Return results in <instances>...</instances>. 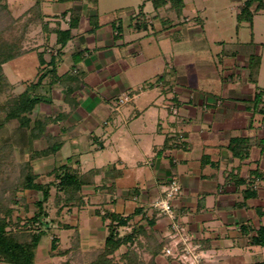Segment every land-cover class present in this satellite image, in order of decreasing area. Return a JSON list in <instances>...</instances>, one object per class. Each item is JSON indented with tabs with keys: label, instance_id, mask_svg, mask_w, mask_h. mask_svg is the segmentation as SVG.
<instances>
[{
	"label": "crops",
	"instance_id": "obj_1",
	"mask_svg": "<svg viewBox=\"0 0 264 264\" xmlns=\"http://www.w3.org/2000/svg\"><path fill=\"white\" fill-rule=\"evenodd\" d=\"M102 2H108L102 16L88 12ZM62 3L54 15L65 22L48 17L49 26L68 28L71 14L64 11L73 6L80 19L72 37L61 46L56 32L43 27L46 38L43 31L40 46L28 51L44 59L32 80L44 73L32 115L43 125L34 134V120L29 127L17 119L4 124L6 140L31 161L37 182L52 184L45 204L51 228L36 263L68 257L51 255L56 236L62 249L78 243L72 261L81 264L79 258L104 247L111 212L125 220L117 227L126 237L113 254L118 262L130 249L146 264L263 261L264 246L250 236L264 224V104L255 100L264 89V40L254 29L264 9L251 24L223 33L206 31L197 15L198 27H188L194 20L188 12L198 7L187 0L180 13L171 0ZM243 3L233 5L237 14ZM243 23L252 30L248 38L240 35ZM124 95L129 100L120 102ZM49 147L56 150L41 153ZM65 164L93 175L80 189L82 203L58 212L54 184ZM173 178L180 185L171 198L176 219L154 205ZM21 194L33 215L42 190Z\"/></svg>",
	"mask_w": 264,
	"mask_h": 264
},
{
	"label": "trees",
	"instance_id": "obj_2",
	"mask_svg": "<svg viewBox=\"0 0 264 264\" xmlns=\"http://www.w3.org/2000/svg\"><path fill=\"white\" fill-rule=\"evenodd\" d=\"M58 1L68 3L75 0ZM171 1L174 9L176 8L180 13L184 5L183 0ZM42 2L43 0H35L21 15L16 17L9 1L0 0V128L11 119H17L21 125L28 127L34 120L31 130L37 134L43 125L39 118L34 119L32 115L40 100L35 91L42 81L44 73L40 72L36 81H30L23 90L15 92L16 86L10 81L4 70V63L35 48L25 46L30 24L38 22L47 31H55L57 42L61 46H64L72 37V28L78 25L79 11L71 6L64 11L65 15L68 12L71 14L70 26L66 29L58 26L50 27V20L47 18L52 15L43 11ZM261 9H264V0H244L237 14L238 22L247 21L251 24L254 14ZM144 25L146 26V24ZM40 63H44L41 55ZM254 64V68L257 70L259 58L254 60ZM263 95L264 89L256 93V103L263 102L264 104ZM261 108L264 111V105ZM52 149L56 150V148L49 147L47 151L44 150L41 153H48ZM91 175L93 173L80 174L77 169L67 164L57 169V181L54 184L57 187V193L53 201L59 207L58 212L64 205H80L82 203L79 192L82 186L91 180ZM36 179L37 174L34 172L31 161L28 159L16 161L14 147L7 142L0 141V264H37L36 249L41 238L51 228L47 220L49 212L46 210L45 204L51 196L52 184L44 185L38 183ZM28 188L40 189L43 195L35 202L36 210L33 215L22 216L17 211L21 207L29 211L30 205L21 192ZM109 216L111 222L104 247L88 252L84 259L79 258L77 261H81V264H146L138 261L134 249H130L123 255L122 262L115 261L114 252L126 241V237L118 235L117 227L124 224L125 220L115 212L109 213ZM77 237L78 235L74 236V238ZM250 242L264 246V224L260 225L256 234L250 236ZM77 244L74 242L71 248L62 249L57 244V237L53 236L50 253L51 255H67L68 257L61 264H74L72 260L75 259ZM253 264H264V260Z\"/></svg>",
	"mask_w": 264,
	"mask_h": 264
},
{
	"label": "rangeland",
	"instance_id": "obj_3",
	"mask_svg": "<svg viewBox=\"0 0 264 264\" xmlns=\"http://www.w3.org/2000/svg\"><path fill=\"white\" fill-rule=\"evenodd\" d=\"M13 14L17 17L21 15L31 4L34 3L35 0H8ZM106 1V0H105ZM126 1H132V0H126ZM191 4L198 7L197 11L189 10L188 14L189 16H194V20L188 21V27H192L195 29L198 27L197 23H200L197 17L195 15L200 16L206 23L205 29L206 31H218L223 30L222 32H230L236 31V26L238 24L236 15V9L233 7V5H238L240 3V0H187ZM65 7V4L59 1H52V0H46L43 3V8L46 13L52 14V18L59 17V15H54L55 13L59 14V11ZM137 8V7H136ZM108 10V2H102L100 5L95 7V10L93 11L92 7L88 9V12L90 14L94 13H102L104 14V11ZM126 9H118L116 11H120V15L125 13ZM111 14H116V11ZM112 12V11H111ZM84 13V12H83ZM110 14V13H109ZM108 14V15H109ZM71 16V15H70ZM60 18V17H59ZM60 20L64 23L65 19ZM197 20V21H196ZM255 21V31H256V37L259 39L264 40V10L259 12L256 17L254 18ZM219 27V29H218ZM44 29L41 23H32L29 26L28 33L26 36L25 46L27 48L32 47H38L39 43H42V40L38 39L39 35L43 33ZM251 28L247 23H243V26L241 28V37L246 38L247 36H250L251 34ZM263 31V33H261ZM45 32V31H44ZM47 32V31H46ZM45 32V38L47 36V33ZM248 38V37H247ZM42 49H44L43 46H41ZM49 59V58H48ZM40 64V58L39 53L37 50H32L28 52L27 54L14 58L4 64V70L7 73V75L10 78V81L16 86L15 92L20 91V89L24 88L26 85V82H30L34 79V76L36 72L39 70L38 66ZM27 79V80H26ZM4 98V96H3ZM5 99V98H4ZM6 131L5 126L3 125L0 128V141L6 142ZM8 143V141H7ZM16 161H24L20 159V153H15ZM12 175L15 176V174L12 173ZM28 210H25L21 207L17 211L20 215H27ZM48 234L47 232L43 238L41 239L42 244H44L48 240Z\"/></svg>",
	"mask_w": 264,
	"mask_h": 264
},
{
	"label": "built area",
	"instance_id": "obj_4",
	"mask_svg": "<svg viewBox=\"0 0 264 264\" xmlns=\"http://www.w3.org/2000/svg\"><path fill=\"white\" fill-rule=\"evenodd\" d=\"M129 96L128 95H124L121 96L119 98L120 102H126L129 100ZM180 190V185L177 181V179L173 178L170 183L168 188L166 189L165 192V198H163L160 201H157L154 205L156 207H158L162 212L166 213L167 215H169L170 217H172L173 219H176L178 212L175 210V208L173 207V204L171 202V198ZM174 226L176 228L178 227L177 222L174 223ZM185 241V240H184ZM168 251L170 252V249H168ZM191 251V250H190ZM195 258L198 259V254L197 253H193Z\"/></svg>",
	"mask_w": 264,
	"mask_h": 264
}]
</instances>
